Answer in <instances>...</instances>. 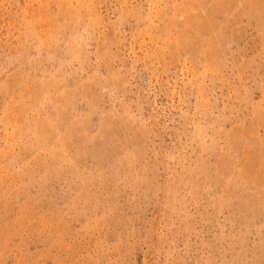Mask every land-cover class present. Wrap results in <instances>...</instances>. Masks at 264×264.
Masks as SVG:
<instances>
[{
    "label": "rangeland",
    "instance_id": "rangeland-1",
    "mask_svg": "<svg viewBox=\"0 0 264 264\" xmlns=\"http://www.w3.org/2000/svg\"><path fill=\"white\" fill-rule=\"evenodd\" d=\"M0 264H264V0H0Z\"/></svg>",
    "mask_w": 264,
    "mask_h": 264
}]
</instances>
